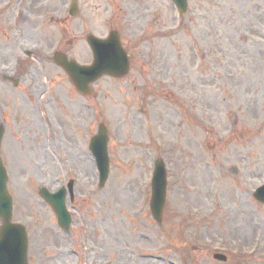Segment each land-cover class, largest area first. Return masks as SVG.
Here are the masks:
<instances>
[{
  "label": "rangeland",
  "instance_id": "1",
  "mask_svg": "<svg viewBox=\"0 0 264 264\" xmlns=\"http://www.w3.org/2000/svg\"><path fill=\"white\" fill-rule=\"evenodd\" d=\"M78 1L71 16V0H0L1 155L29 264H264V0H190L182 25L170 0ZM115 27L130 73L80 92L54 53L91 64L87 34ZM101 123L102 188L89 150ZM159 158L162 226L150 209ZM43 186L67 190L70 233Z\"/></svg>",
  "mask_w": 264,
  "mask_h": 264
},
{
  "label": "water",
  "instance_id": "2",
  "mask_svg": "<svg viewBox=\"0 0 264 264\" xmlns=\"http://www.w3.org/2000/svg\"><path fill=\"white\" fill-rule=\"evenodd\" d=\"M184 2V0H182ZM186 8V5H184ZM117 37H112L108 41H92L96 56L94 66L90 68H77L74 62H67L66 68L76 84L85 86L88 81H93L103 73H121L127 68L128 60L124 58V53ZM118 63L123 64L117 65ZM118 66V67H117ZM85 71V72H84ZM95 72V73H94ZM2 131L0 130V139ZM98 144L102 145L103 153H106L105 142L106 133L101 130ZM104 165V164H103ZM7 174L0 162V218L3 219L4 225L0 227V264H27V237L25 228L18 224L11 223L12 217V198L6 190ZM166 174L163 168L159 169L154 188V197L161 198V204L157 207L153 198V212L155 217L160 221L162 217L163 205L165 202ZM42 194L44 195L43 191ZM46 196V195H45ZM52 203L55 210L60 216L65 212L63 197L53 199L47 197ZM68 225V222H67Z\"/></svg>",
  "mask_w": 264,
  "mask_h": 264
}]
</instances>
